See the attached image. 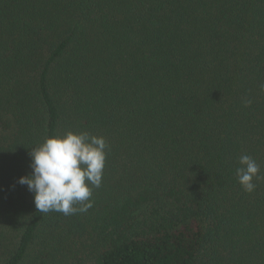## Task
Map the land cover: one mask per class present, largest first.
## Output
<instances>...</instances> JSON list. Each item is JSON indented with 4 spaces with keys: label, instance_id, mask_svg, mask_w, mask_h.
<instances>
[{
    "label": "trees",
    "instance_id": "obj_1",
    "mask_svg": "<svg viewBox=\"0 0 264 264\" xmlns=\"http://www.w3.org/2000/svg\"><path fill=\"white\" fill-rule=\"evenodd\" d=\"M261 85L264 0H0V264H264ZM69 130L101 186L40 213L18 180Z\"/></svg>",
    "mask_w": 264,
    "mask_h": 264
},
{
    "label": "clouds",
    "instance_id": "obj_2",
    "mask_svg": "<svg viewBox=\"0 0 264 264\" xmlns=\"http://www.w3.org/2000/svg\"><path fill=\"white\" fill-rule=\"evenodd\" d=\"M264 88V85H261ZM107 144L102 136L86 131H67L63 135L46 137L32 147L31 173L19 178L34 194V203L40 213L50 211L65 215L87 211L92 188L102 183ZM236 175L247 192L255 189L253 179H259L260 166L249 155H241ZM87 202V203H85ZM83 206L77 209L75 204Z\"/></svg>",
    "mask_w": 264,
    "mask_h": 264
}]
</instances>
